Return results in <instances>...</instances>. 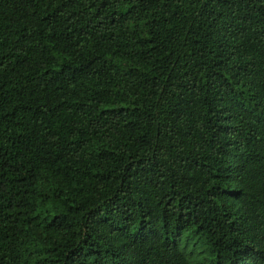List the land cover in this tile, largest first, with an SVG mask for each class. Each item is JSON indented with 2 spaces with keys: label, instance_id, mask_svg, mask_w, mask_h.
I'll return each mask as SVG.
<instances>
[{
  "label": "trees",
  "instance_id": "16d2710c",
  "mask_svg": "<svg viewBox=\"0 0 264 264\" xmlns=\"http://www.w3.org/2000/svg\"><path fill=\"white\" fill-rule=\"evenodd\" d=\"M0 264H264V0H0Z\"/></svg>",
  "mask_w": 264,
  "mask_h": 264
},
{
  "label": "rangeland",
  "instance_id": "374dc122",
  "mask_svg": "<svg viewBox=\"0 0 264 264\" xmlns=\"http://www.w3.org/2000/svg\"><path fill=\"white\" fill-rule=\"evenodd\" d=\"M201 241L193 235H186L181 241V246L185 251H190L192 256L202 262H204L203 255L201 254Z\"/></svg>",
  "mask_w": 264,
  "mask_h": 264
}]
</instances>
